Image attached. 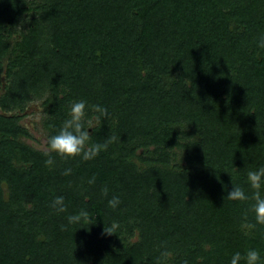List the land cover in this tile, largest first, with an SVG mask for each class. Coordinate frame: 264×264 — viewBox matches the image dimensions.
Wrapping results in <instances>:
<instances>
[{"label": "trees", "instance_id": "16d2710c", "mask_svg": "<svg viewBox=\"0 0 264 264\" xmlns=\"http://www.w3.org/2000/svg\"><path fill=\"white\" fill-rule=\"evenodd\" d=\"M262 33L264 0H0V264H230L249 247L264 254L254 201L224 199L232 183L251 196L247 171L264 165ZM32 99L48 151L80 99L107 109L86 113L91 141L116 140L94 160L53 154L48 166V151L22 142ZM57 195L64 213L50 207ZM81 208L96 221L62 230Z\"/></svg>", "mask_w": 264, "mask_h": 264}, {"label": "clouds", "instance_id": "9594fccd", "mask_svg": "<svg viewBox=\"0 0 264 264\" xmlns=\"http://www.w3.org/2000/svg\"><path fill=\"white\" fill-rule=\"evenodd\" d=\"M256 47L264 52V33L258 36ZM89 110L96 112L98 118L107 115V109L100 104L89 105L84 99L74 101L71 104L69 116L63 121L62 127L56 134L49 137V151L46 153L48 159L45 161L48 166L55 165L53 154L60 155L64 158L79 156L83 161L94 160L102 151L107 150L110 142L116 140V137L112 136L108 141L103 143L91 141L92 129L90 126L86 127L84 123V118ZM71 172L72 170L69 168L63 174L67 176ZM233 172H236L235 168ZM229 175L232 183V173H229ZM95 183V176L87 180L88 185H94ZM246 184L254 190L251 196L246 191L244 185L232 183V188L230 191H227L224 199L226 198L229 201H254L251 204L250 211L254 213L256 224H264V165L251 168L247 171ZM84 191L86 192L87 189H84ZM109 191L110 189L104 186L102 188L103 196L108 197ZM85 199H87V196H85ZM107 203L108 206L115 210L120 207L122 201L118 195H112ZM50 207L57 213L66 212L67 204L65 197L63 195L55 196L51 201ZM95 216L86 208H81L78 212L67 216V224L61 225V229L64 230L69 225H91L96 221ZM115 227L116 225H112L111 228L104 229V231L111 234ZM248 227L254 228L255 224H250ZM167 254L165 253V255ZM242 262L243 264H264V254H262L260 249L255 247H249L243 253L240 251L234 252L231 256L230 264H242Z\"/></svg>", "mask_w": 264, "mask_h": 264}, {"label": "rangeland", "instance_id": "374dc122", "mask_svg": "<svg viewBox=\"0 0 264 264\" xmlns=\"http://www.w3.org/2000/svg\"><path fill=\"white\" fill-rule=\"evenodd\" d=\"M32 1L33 3L37 4L42 2L43 0H28ZM41 99H32L29 103H27L24 111L21 113L22 117L19 121V124L24 127L28 133L30 134L31 138L28 139H22V142H24L26 145L30 146L31 148L46 152L48 151V148L46 146L47 143V137H46V131L43 129L42 121L44 120L45 114L43 112V108L41 107ZM11 113H7V115H10ZM17 114H20L17 112ZM20 114V115H21ZM5 197H7L5 195ZM122 231H120V234H125L126 239L131 240L132 242H135L137 240V231H134L133 236L129 235L128 230L126 226H122ZM131 237V238H130Z\"/></svg>", "mask_w": 264, "mask_h": 264}]
</instances>
